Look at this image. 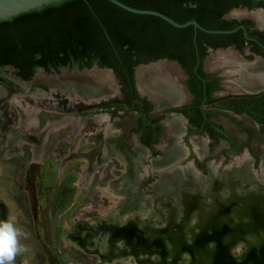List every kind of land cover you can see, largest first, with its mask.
Returning <instances> with one entry per match:
<instances>
[{"label": "rangeland", "instance_id": "1", "mask_svg": "<svg viewBox=\"0 0 264 264\" xmlns=\"http://www.w3.org/2000/svg\"><path fill=\"white\" fill-rule=\"evenodd\" d=\"M257 13L264 20V12ZM231 15L238 17L240 13L233 9ZM226 51L231 52L224 50L218 53ZM215 54L217 52L207 55L203 61L205 70L216 69L221 75V89L214 92L215 97L256 93L237 89L232 78L224 71L227 68L209 65L211 59L207 60L208 57ZM235 57L241 62H250ZM159 62L171 65L175 73L172 75L180 82L182 75L175 63L157 61L141 67ZM154 66L135 69L138 90L141 91L138 71L149 70ZM57 73L61 77L69 76L71 80H94L96 88L104 93L97 99L99 101L117 95L115 78L100 67H86L79 71L60 67ZM36 76L44 79L45 83L43 88L34 91L31 84ZM0 77L9 84L0 81V201L6 205L8 217H14L17 227L25 233L21 243L27 249L18 254L15 264L95 263L98 260L95 251L97 234L92 236L93 243L80 247L66 237L65 232L79 226L93 228L102 220L114 223L115 218L123 219L131 209H122L119 202L130 200L132 195L142 197L146 208L144 211L150 215L160 213L162 223L164 211L160 201L166 199L168 201L165 200V203L170 204L175 198L169 197L172 194L168 192L159 191L154 184L156 174L160 172L159 167L163 165L155 163L154 159L162 156V147L173 134L170 118L175 115L183 123L182 113L177 112L183 98L176 102H164L159 94H144L152 106L151 115L163 116L159 135L161 145L157 151L160 156L148 158L147 153H137L132 130L135 114L122 104L107 103L100 108L80 111L78 107L75 110L73 108L77 103L97 101L90 100L93 95L87 92L91 90L89 87L86 90L76 88L74 91L79 95L85 93L89 98L82 99L66 91L58 92L48 83L50 76L39 71H36L34 81L29 83L17 82L8 66L0 68ZM213 105L221 107L229 116L219 114L217 120L223 129L211 123L220 137L210 145V165L206 167L208 179L212 172L219 169L218 164L221 163L228 140L230 145H234V142H242L247 133V148L257 154L264 153V125L254 117L257 115L255 110L231 98L217 100ZM176 133L179 134V130ZM194 139L196 143L192 138L190 141L195 143V149H198L195 153L201 158L204 153L203 139L199 135H195ZM114 145L119 146L123 158L116 154ZM133 159L139 166L136 167L138 170L135 169V176L130 177L127 163ZM185 169L191 168L186 166ZM140 179L142 182H137ZM208 179L200 178L196 183L201 186Z\"/></svg>", "mask_w": 264, "mask_h": 264}, {"label": "flooded vegetation", "instance_id": "2", "mask_svg": "<svg viewBox=\"0 0 264 264\" xmlns=\"http://www.w3.org/2000/svg\"><path fill=\"white\" fill-rule=\"evenodd\" d=\"M255 1L240 0L225 7L219 18L233 22L232 27H239L229 32L232 34L227 37H214L207 45L205 44L200 57L195 39L194 43L192 41L194 54L196 52L199 58L196 72L203 78V82L193 70L192 75L185 72L176 60L160 57L174 60L182 75L180 87L176 76L172 75L169 69L163 68V71L168 72L167 76L172 77L177 83L179 90L178 99L167 101L176 102L183 98L177 112L182 113L184 118L183 123H179V117L173 115L178 118L177 125L172 124L173 117L170 118V130L174 135L172 134L170 141L163 145L162 156L157 154V151L161 145L159 135L162 131L163 116L151 115L152 106L147 96L140 94L136 89L135 64L132 66V83L128 91L133 98L128 103H120L135 114L132 130L137 143V153H147L148 158L160 156L154 159L155 163L163 164L159 167L160 172L156 174L154 184L159 191L168 192L172 194L169 197L175 199L172 198L170 204L165 203L168 201L166 199L160 201L164 211L162 223L160 213L150 215L144 211L146 209L144 201H141L142 197L139 198L137 194L130 196L131 199L124 203L119 202L122 209H131L123 219L117 218L116 221L115 218L114 223L102 220L93 228L79 226L66 231V237L80 247L93 243L92 236L97 234L95 251L98 260L93 264H264V153L257 154L247 148L248 134L245 133L242 142L230 145L228 140L227 146L223 149L221 163L218 164L219 169L212 172L209 179L206 169L210 165L208 157L210 145L220 137L211 123L223 129L217 120L219 114L229 116L213 103L217 100L230 99L229 96L234 94L214 96V92L221 89V75L216 69L205 70L203 61L207 55L217 52L207 59L216 60L213 65H220L236 72L243 69L247 77L257 76L258 84L254 89L264 86V20L257 13L264 12V6L261 4L264 0H259L260 3ZM233 9L239 11L238 17L231 15ZM224 50H230L235 56L250 62L239 61L231 52L218 53ZM227 58H232L235 62L226 63ZM93 64L100 66L92 63L90 66L79 68L91 67ZM158 65L169 64L165 62L152 68ZM228 76L237 86V78L229 74ZM13 77L19 79L14 75ZM114 78L117 84L116 97L122 98L121 86L115 75ZM237 89L245 90L241 87ZM262 92L264 89L256 93ZM153 97L157 99L156 96ZM78 104L73 109L77 110ZM89 109L92 108H80V111ZM178 130L179 134L176 133ZM195 135L203 139L204 153L201 158L195 153L198 151L194 146ZM190 138L195 141L194 144ZM113 149L123 158L118 145H114ZM133 161L127 163L130 177L135 176V169L138 170L136 167L139 166L138 162ZM186 166H190L191 169H185ZM200 178L208 181H203L200 186L196 183ZM137 182H142V179ZM6 211V205L0 201V220L8 218ZM18 262L19 260L16 263Z\"/></svg>", "mask_w": 264, "mask_h": 264}, {"label": "trees", "instance_id": "3", "mask_svg": "<svg viewBox=\"0 0 264 264\" xmlns=\"http://www.w3.org/2000/svg\"><path fill=\"white\" fill-rule=\"evenodd\" d=\"M119 1L157 10L178 22L192 19L212 29L232 27L233 22L219 16L225 7L240 0ZM230 34L196 29L199 57L214 37ZM192 35L190 24L175 27L156 15L130 12L108 0H56L0 19V68L8 66L15 77L28 79L38 66L45 71L92 63L109 67L121 86L122 98L78 104L83 109L99 108L107 103L130 102L131 71L138 62L166 57L192 75ZM0 81L9 86L1 77ZM229 97L250 106L257 113L254 117L264 125V92Z\"/></svg>", "mask_w": 264, "mask_h": 264}, {"label": "water", "instance_id": "4", "mask_svg": "<svg viewBox=\"0 0 264 264\" xmlns=\"http://www.w3.org/2000/svg\"><path fill=\"white\" fill-rule=\"evenodd\" d=\"M51 1H56V0H0V19L7 18V17H9L11 15H14V14L18 13V12H22V11L28 10L30 8H33V7H38L41 4L48 3V2H51ZM108 1H110L111 3L123 8V9H125L127 11H130V12L147 13V14L156 15L159 18H161L164 21H166L167 23H169L170 25L175 26V27H183V26H186V25L190 24L192 26V28H193V36H192L193 43H194V31H195L196 28L199 29V30H202L204 32H208V33H229V32H232L236 28L239 27V26H234L232 28H226V29H210V28H205V27L201 26L199 23H197L195 20H192V19H188V20H185V21H182V22H178V21L173 20L169 16L163 14L162 12H159V11L154 10V9L132 7V6H129V5L123 3V2H121L119 0H108ZM194 57H195V60H194V64H193V67H192L193 73L203 82V78L196 72V66H197V64L199 62V58H198V55H197L196 52L194 54ZM157 61H169V62L175 63L174 60H167L165 58H157L154 61L138 62L137 64H135L134 70L137 69L138 67H141V66H144V65H148V64L150 65V64L155 63ZM61 67L67 68L66 66H61ZM91 67H100V69H102L103 71H106L107 73L111 74L112 77H114V75H113V73H112V71H111V69L109 67L97 66V65H94V64ZM59 69H60V67L57 70L50 69L48 71H45L41 66H38L35 69V71L32 73V75L30 76V78H28V79H16L15 78V79L19 83H29V82L33 81L34 76L36 74V71H39V73H45L46 75L50 76L49 77L50 79L48 80V83L54 89H56L58 92L66 91V93L67 92L69 93L68 89L70 88V85H71V83H70L71 81H69V79H71V77H69L67 75H66L67 77H61L57 73V71ZM72 69H74V70L76 69V70L79 71V70L85 69V67L78 68V69L77 68H72ZM51 79H52V81H51ZM76 81L82 82L81 80H76ZM89 82L93 83V85H92L93 87L92 88H95V90L97 89V92H98V88H96L97 87L96 86L97 83L94 80H90L89 79V80H85V82H82V83L89 84ZM178 86H180V82H178ZM136 89H137V86H136ZM262 89H264L263 85L259 86L258 88L254 89L252 91L253 92H257V91L262 90ZM115 91L117 93V89ZM137 91L140 94H143V95L144 94H146V95L148 94V93H146V92H144L142 90L140 91V90L137 89ZM252 91H245V92H252ZM107 93L108 92H106L105 95ZM100 95L99 96L96 95V100L100 97ZM92 100H95V99H92ZM98 101L99 100L94 101V102H98Z\"/></svg>", "mask_w": 264, "mask_h": 264}, {"label": "bare ground", "instance_id": "5", "mask_svg": "<svg viewBox=\"0 0 264 264\" xmlns=\"http://www.w3.org/2000/svg\"><path fill=\"white\" fill-rule=\"evenodd\" d=\"M216 60H211L210 62H208L210 65H213V63H215ZM226 63H234L235 60L232 58H227L225 59ZM160 63H165V62H159L156 64H153L151 66L160 64ZM151 66H146V67H139L138 69L141 68H147V67H151ZM164 69H169V71L173 74L174 70L172 68V66L168 65V66H161L158 65L155 68H151L149 70L145 69L143 70H139L138 71V76L140 77V86H141V90L144 92H148V93H156L155 95H158L161 97V99L164 100H176L179 98V90L177 87V83L172 79V77L170 78L169 76H167V74H165L166 72L163 71ZM242 68V67H241ZM257 68V67H256ZM255 68V70H257ZM245 71V70H244ZM243 71V69L238 70L237 72L234 70H229V68H227L226 70V74L229 75H233L237 78L236 80V84L239 87L245 89V90H253L255 88V86L258 84V78L257 76L254 77H247V75H245V72ZM98 72V71H97ZM96 72V73H97ZM165 72V73H164ZM105 73V72H102ZM101 74V73H98ZM106 74V73H105ZM238 74V75H237ZM107 75V74H106ZM37 77V76H36ZM35 77V78H36ZM35 80V81H34ZM33 83L31 84L33 87L32 89L35 91L39 90V88H43L42 85L43 83H45L44 79H40V77H37L36 79H34ZM98 80H101L100 78ZM69 81H71L70 83L72 85H70V88L68 89L69 93L71 95H75L82 99H89L87 96H85V93H82V95H79L78 93H74V91L76 90V88H83L84 90H86L87 87H89L91 90H87V92L91 93L93 95V97L90 98V100L92 99H96V95H103V93H101V90L99 89L97 92V89L95 90V88H92L93 83L89 82V84L87 83H82L76 80H71L69 79ZM104 81V80H103ZM105 82V81H104ZM137 85L139 87V83H138V79H136ZM56 84V83H55ZM106 85H109V83ZM41 86V87H40ZM29 88V87H28ZM140 88V87H139ZM150 91V92H149ZM172 124H178V118H174L172 121ZM180 123V122H179Z\"/></svg>", "mask_w": 264, "mask_h": 264}, {"label": "clouds", "instance_id": "6", "mask_svg": "<svg viewBox=\"0 0 264 264\" xmlns=\"http://www.w3.org/2000/svg\"><path fill=\"white\" fill-rule=\"evenodd\" d=\"M24 236L14 217L0 220V264H15L18 254L27 250L21 243Z\"/></svg>", "mask_w": 264, "mask_h": 264}]
</instances>
